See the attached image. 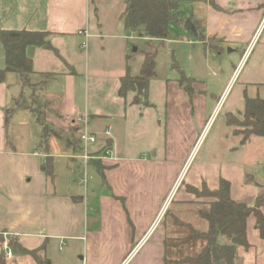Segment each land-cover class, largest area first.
<instances>
[{
    "label": "crops",
    "instance_id": "0c3cea01",
    "mask_svg": "<svg viewBox=\"0 0 264 264\" xmlns=\"http://www.w3.org/2000/svg\"><path fill=\"white\" fill-rule=\"evenodd\" d=\"M184 1L190 14L179 15L176 25L180 35L176 41L187 44L181 47V55L178 56L185 71L188 72L183 64L185 52L190 62L199 60L197 44L204 49L205 63L211 59L222 62L224 46L228 53H238L239 59L234 69L218 80L222 81L224 89L208 117V109L216 93L207 85L203 89L202 85L196 84L199 80L195 72L187 75L177 65L179 75L165 79V151L160 158L155 157L154 151L149 159L118 156L120 139L129 132L128 114L133 111V116L141 118L139 106L143 100L146 101L143 105L155 106L148 101V95L146 99L138 100L136 91L121 94L120 86L121 76L127 72L135 76L140 70L139 66L130 72L129 39H146L148 43L142 51L151 50L153 41L137 33H129L125 38L115 35L114 28L108 31L109 24L102 19L103 0H0V29L47 32L46 43L49 42L52 48L45 49V45L28 47L33 72L27 83L18 74L16 81L19 86L27 84L29 88L38 89L42 104L36 109L37 115L40 111L46 124L60 132L59 136H50L42 147L44 128L36 118L32 128L25 121L17 123L26 132L15 133L16 123L10 128L7 81L12 72H7L0 82V234L2 238L6 236L11 256L5 257L6 250L1 241L0 254L4 257V264H163L161 210L171 195L173 200L192 199L183 191L181 184L177 190L174 188L176 191L172 190L180 175L179 179L184 175L181 182L184 185L200 187L204 182L210 189L216 188L219 179L224 178L230 183L233 200L247 205L254 203L261 187L246 181L253 177L249 178L239 163H221L213 159L206 163L198 162L192 168L193 164L188 166L186 162L193 150L197 131L204 129L212 113L215 116L221 104L219 99L242 66L240 74L244 71L249 59V66L238 86L242 108L225 111L223 123L227 124V114L237 112L240 115L247 86L264 85V40L259 43L260 36L257 39L264 26V0ZM117 5L113 0L112 12L114 15L118 13L116 23L120 19L123 21L125 0ZM188 17L196 29V37L184 28ZM82 30H86L89 37L85 49L88 57L84 59L81 68L84 76L81 78L77 49L79 52L82 50L84 37L79 34ZM121 30L127 32L123 23ZM77 37L76 47L74 40ZM211 49L216 54L211 53ZM104 52L112 53L113 58L108 63L101 61ZM254 52L256 54L252 57ZM235 60L236 56L230 59L231 62ZM180 71L193 79L194 92L190 97L178 85ZM102 124L104 126L100 129ZM73 129L77 134L86 129L97 138L103 134L113 152L109 157L102 154L103 141L100 146L97 141L92 144V150H88L90 158L100 160L104 166V183L110 189L109 193L99 197L98 208L95 209L97 218L90 224L82 200H74L69 190L58 189L55 181L59 158L69 150L65 146V153L57 151L54 148L56 139L71 135ZM107 129H111L109 140L104 135ZM233 149L236 147L229 150ZM47 157L51 158L55 174L53 182L41 166ZM76 158L88 164L82 154L79 157L67 156L66 164L73 167ZM148 170L159 173L155 178V189L143 182L147 179ZM147 180L150 183L151 180ZM261 211L264 214V206ZM255 224V217L250 215L246 221L249 246L237 247L236 264H264V240ZM220 241L226 242V239L221 237ZM23 249L37 250V260Z\"/></svg>",
    "mask_w": 264,
    "mask_h": 264
},
{
    "label": "rangeland",
    "instance_id": "374dc122",
    "mask_svg": "<svg viewBox=\"0 0 264 264\" xmlns=\"http://www.w3.org/2000/svg\"><path fill=\"white\" fill-rule=\"evenodd\" d=\"M118 5L124 0H115ZM112 3L113 0H103V11H102V19L104 22L109 24L108 31L113 30L115 35H123L126 38L127 35L121 30V24H124L122 19L119 20L118 23V13L116 12L115 15L112 12ZM179 15L184 16L185 14L189 15L190 11L186 7V3L184 0H180V6L178 9ZM189 19L186 18V20ZM115 21V22H114ZM191 21V20H190ZM177 22L174 20L169 21L168 23V36L166 39V43L164 46H159L157 42H151L152 49L154 48L157 50L155 56V77L150 80L147 86V95L148 101L155 104V106H145L143 105L145 100L140 103L139 112L142 115L139 117H135L134 112L131 111L128 114L126 119L127 126L129 127V132L124 134L120 140V149H119V157H126V158H138L141 157H148L151 159L152 153L155 151L156 156L160 158L161 155L164 154L165 151V144H166V135H165V117H164V92H165V79L176 77L179 75V71L175 65H180L178 56L181 55V47L186 46L187 44L177 42L176 39L179 38V29H177ZM111 28V29H110ZM119 28V32L116 30ZM123 28V27H122ZM125 28V26H124ZM106 32V31H103ZM109 34V32H107ZM126 35V36H125ZM260 36L259 43L264 40V26L262 27L257 39ZM194 37V36H193ZM192 37V38H193ZM123 41L124 38H123ZM76 47L78 45V37L74 40ZM49 43V42H47ZM148 41L146 39H141L139 37H132L129 39L127 53L129 55L128 64L130 67V72L133 71L142 63L143 54L142 48L146 45ZM259 45V44H258ZM135 47L138 49L134 50ZM199 49L198 57L199 60L192 61L187 59V52H185L183 57V64L184 67L188 70V72H195V77L199 80L196 84L204 86H208L209 89L216 93V98L212 99V106L208 109L207 117L210 115V112L213 109L214 104L216 103L217 99L220 97L221 92L224 89L222 85V81H218L221 79L222 75L228 74L231 70L234 69V66L237 64L239 59L238 53L230 52L228 53V48L226 46L222 49V58L223 61L221 62L219 59H211L205 63V53L204 49L200 45H196ZM231 48V47H230ZM211 53H215L214 49L210 50ZM89 52V51H88ZM77 53L79 54L78 63L80 68L77 70L79 74L84 76V72H82V67L84 65V59L88 57L87 52L85 49L82 48L80 52L77 49ZM100 54V53H99ZM237 54V55H235ZM256 53L252 55V57ZM101 55V54H100ZM102 62L108 63L113 57L112 53L110 55L108 53H102ZM235 62H231V58H235ZM178 61V62H177ZM182 63V62H181ZM250 59L246 65L244 71L240 74L241 69L239 70L238 74L236 75L235 79L229 83L226 90L222 94L219 101H221L220 107L213 116L211 114L209 120L206 123V126L201 131V128L197 131L196 139L194 140L193 150L190 154V157L187 160V165L193 164L192 168L195 166L194 164L206 163L210 160L221 162V163H239L242 165L241 167L243 170L249 175L253 177L252 180H246L252 184H262L264 183V137L254 136L249 137V139L243 143V146L239 145V141L242 138L241 130L242 128L238 125L230 126L228 124L223 123V118L225 116L224 112L228 110L234 109H241L242 108V97L238 92V86L243 79V75L249 66ZM245 64V62H244ZM243 64V65H244ZM111 65V64H110ZM178 65V66H179ZM0 69L5 67V58H4V51L3 47L0 43ZM184 71L185 69L180 65ZM185 71L187 75H190ZM7 74V73H6ZM5 74V76H7ZM17 72H12L10 77L7 81V93H8V102H7V110L9 111V126L10 128L16 123L17 126L14 129L15 133L20 134L22 131H25L24 127H20L17 123L21 121H25V124H31V127L35 124L34 119L38 117L36 109L39 108V105L42 104L38 97V89L36 88H29L27 84L19 86V82L16 81L18 78ZM240 74V76H239ZM30 76V75H29ZM15 77V78H14ZM15 79V80H14ZM18 80V79H17ZM192 86V84H191ZM20 90V91H19ZM33 92V93H32ZM247 97H259L264 99V85L252 84L247 86L246 90ZM239 94V96H237ZM239 97V99H237ZM133 110V109H132ZM237 111V110H236ZM234 114H227L226 119L228 116H233L236 120L240 121L242 119V115L237 112H233ZM15 120V121H14ZM104 124L100 125V129H102ZM27 128V126H25ZM106 128V127H105ZM104 128V129H105ZM22 130V131H21ZM108 130V129H107ZM106 131V130H105ZM111 131V129H110ZM109 131V133H110ZM26 132V131H25ZM79 133H72L71 135L68 134L67 137L56 139L57 145L54 146L57 151L60 153H65L66 151L65 146L69 149L65 153V155L59 158V163L57 165L56 170V186L60 190L70 191L71 194L74 196V200H79L83 202L85 205V210L88 212L87 221L90 224L92 219H96V207L98 208V200L99 197L106 195L109 193V187L106 186L103 179L100 175L96 172L94 166H91L90 163L84 164V161L81 158H76L74 160L73 167H69L67 162L68 157H79L84 152V143L79 138ZM103 133V132H102ZM104 135L107 137L106 133ZM97 137V136H96ZM99 138V139H98ZM97 138L99 141L98 145L100 146L101 142H104V146L101 149L103 152L102 154L106 157L110 155L113 156L112 147L107 145L106 140L103 139V134H100ZM112 138V134H111ZM198 139V140H197ZM89 152L92 150V144L88 145ZM230 147H236V149L229 150ZM108 150V152H107ZM68 154V155H67ZM67 155V156H66ZM92 160V158H88V160ZM98 160V159H96ZM194 162V163H192ZM185 174V173H184ZM159 175L156 170H148L146 171L147 179L151 180L150 183L146 179L143 181L147 187L148 184H151L155 189L157 187L155 178ZM181 176V175H180ZM180 176L175 180L173 184V188L178 189L181 184L183 191H186L184 188V184H182V179ZM166 177V175H165ZM165 177L163 180V184L165 183ZM168 177H172V175L168 174ZM172 181V180H171ZM170 181V182H171ZM186 182V181H185ZM146 187V188H147ZM260 187V186H259ZM145 188V189H146ZM175 190V189H174ZM175 190V191H176ZM188 195L192 196L191 194L187 193ZM172 196V195H171ZM169 196L168 199H173V197ZM115 197V196H114ZM176 198V197H175ZM193 198V196H192ZM170 199V200H171ZM178 200V199H176ZM165 203V202H164ZM96 209V210H95ZM2 237V235L0 234ZM2 244H8L6 236H3ZM4 261V257H3Z\"/></svg>",
    "mask_w": 264,
    "mask_h": 264
},
{
    "label": "trees",
    "instance_id": "16d2710c",
    "mask_svg": "<svg viewBox=\"0 0 264 264\" xmlns=\"http://www.w3.org/2000/svg\"><path fill=\"white\" fill-rule=\"evenodd\" d=\"M179 6L180 0H125L122 12L125 29L128 33L140 34L150 41H156L159 46H164L169 21L179 22ZM189 33L196 37V34ZM46 37L47 32L42 31L0 29V43L5 58V67L0 69V82L7 72H17L23 82L27 83L29 75L33 72L32 58L27 54V48L44 46ZM156 52L155 48L143 50L138 74L131 76L127 72L121 76V94L133 90L136 91L138 100L147 98L148 83L155 77ZM173 65L179 71L178 66ZM136 81L144 82L141 95L137 93ZM177 82L180 89L190 97L194 92L191 86L193 79L180 71ZM38 113L37 121L44 128L40 146L44 147L50 136H59L60 132L46 124L40 111ZM241 115L240 121L233 116L226 119L228 125H238L242 128L239 144L245 143L251 136L264 137L263 98L245 96ZM74 130H71V133H74ZM87 163L94 166L104 181V166L100 160L89 159ZM41 166L50 182H53L55 174L51 158L43 159ZM255 184L261 187V192L252 205L233 200L230 196V183L224 178L219 179L218 186L214 189L208 188L204 182L200 187L185 184L184 188L193 198L171 199L161 217L164 235L163 264H236L237 247L249 246L246 221L250 215L255 217L256 228L264 240V214L261 211L264 206V183ZM221 237H224L226 242L220 241ZM22 251L37 260V250ZM0 264H4L1 254Z\"/></svg>",
    "mask_w": 264,
    "mask_h": 264
},
{
    "label": "built area",
    "instance_id": "2783aa9c",
    "mask_svg": "<svg viewBox=\"0 0 264 264\" xmlns=\"http://www.w3.org/2000/svg\"><path fill=\"white\" fill-rule=\"evenodd\" d=\"M80 35H82L84 37V40L81 42V47L83 49H86L87 47V40H88V32L86 30H82L79 32ZM106 135L108 136V140L110 139V133L109 130L105 131ZM79 138L81 141H83L84 143V152L82 154V158L86 161L88 158L91 157L90 153L88 152V145L89 144H94L97 142V137L95 134L88 132L86 129L82 130L79 134ZM108 152V150H107ZM171 199V198H170ZM170 199L166 200V203L164 204V207L162 208L161 212H164L165 207L167 206V204L169 203ZM4 249L6 250L5 252V257L6 258H10L11 253L7 247V244H4Z\"/></svg>",
    "mask_w": 264,
    "mask_h": 264
},
{
    "label": "water",
    "instance_id": "95a60500",
    "mask_svg": "<svg viewBox=\"0 0 264 264\" xmlns=\"http://www.w3.org/2000/svg\"><path fill=\"white\" fill-rule=\"evenodd\" d=\"M184 28H186L187 30H190L191 32L196 34V29H195L194 25L192 24V22L189 19L185 20ZM44 48L45 49L46 48L47 49H51L52 47H51L50 43H46ZM135 86H136L137 93L139 95H141L143 93L144 82L143 81H136L135 82Z\"/></svg>",
    "mask_w": 264,
    "mask_h": 264
}]
</instances>
